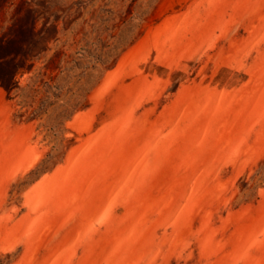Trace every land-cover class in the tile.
I'll use <instances>...</instances> for the list:
<instances>
[{
	"label": "rangeland",
	"instance_id": "1",
	"mask_svg": "<svg viewBox=\"0 0 264 264\" xmlns=\"http://www.w3.org/2000/svg\"><path fill=\"white\" fill-rule=\"evenodd\" d=\"M0 264H264V0H0Z\"/></svg>",
	"mask_w": 264,
	"mask_h": 264
}]
</instances>
